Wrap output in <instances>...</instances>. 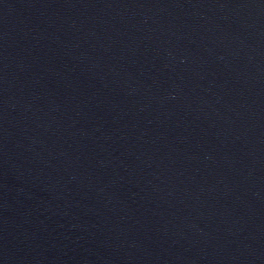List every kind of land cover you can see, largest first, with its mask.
Masks as SVG:
<instances>
[{
    "label": "water",
    "instance_id": "1",
    "mask_svg": "<svg viewBox=\"0 0 264 264\" xmlns=\"http://www.w3.org/2000/svg\"><path fill=\"white\" fill-rule=\"evenodd\" d=\"M0 264H264V0H0Z\"/></svg>",
    "mask_w": 264,
    "mask_h": 264
}]
</instances>
